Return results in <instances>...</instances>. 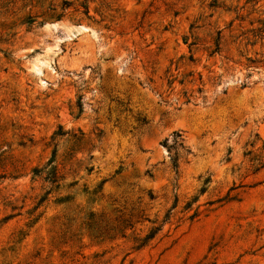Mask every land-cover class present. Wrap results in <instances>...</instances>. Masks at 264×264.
Listing matches in <instances>:
<instances>
[{"label":"rangeland","instance_id":"374dc122","mask_svg":"<svg viewBox=\"0 0 264 264\" xmlns=\"http://www.w3.org/2000/svg\"><path fill=\"white\" fill-rule=\"evenodd\" d=\"M88 1L0 0V264H264V0Z\"/></svg>","mask_w":264,"mask_h":264},{"label":"trees","instance_id":"16d2710c","mask_svg":"<svg viewBox=\"0 0 264 264\" xmlns=\"http://www.w3.org/2000/svg\"><path fill=\"white\" fill-rule=\"evenodd\" d=\"M88 2H89L88 0H83V3L81 4V7L84 9L85 15H88L90 13V7L88 5ZM261 32H264V31L261 30ZM178 138L179 139L177 140L179 141V145L183 147V140L181 138V135H178Z\"/></svg>","mask_w":264,"mask_h":264}]
</instances>
